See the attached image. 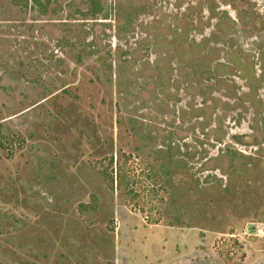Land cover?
Instances as JSON below:
<instances>
[{"label": "rangeland", "instance_id": "1", "mask_svg": "<svg viewBox=\"0 0 264 264\" xmlns=\"http://www.w3.org/2000/svg\"><path fill=\"white\" fill-rule=\"evenodd\" d=\"M72 1L0 0V264H264V0Z\"/></svg>", "mask_w": 264, "mask_h": 264}, {"label": "trees", "instance_id": "2", "mask_svg": "<svg viewBox=\"0 0 264 264\" xmlns=\"http://www.w3.org/2000/svg\"><path fill=\"white\" fill-rule=\"evenodd\" d=\"M51 1L52 0H46L47 3H50ZM76 1H77V3H76ZM78 1H80V2H78ZM85 1H88L89 4L92 5L94 9H92V10L88 9L85 12H80L79 11L78 13H76V14H78L80 16V19H78V20L85 21V22H87L89 20L98 21L99 18H97V17L99 16L98 15L99 13H98L97 9L99 8L98 6L100 5V3L97 2L96 0H85ZM72 2H74V3H72L73 5L76 3L75 4L76 7H79V6L83 5V4H85L84 0H73ZM69 26H73V25H69ZM73 33H76V32L74 31ZM77 33H79V32H77ZM89 47H91L92 50H96V49L99 48V44H97V41L94 40L93 43H90ZM96 51L99 52L98 50H96ZM92 55H95L97 57V61L102 63V55L101 54L95 53V51H91L90 52V56H92ZM167 57H168V53H164V57H161V55H159V59H156L155 62H154L155 69L158 72V74H157L158 79H159L158 81L160 82V83L157 84V86H160V90L163 93H165L166 87H169V86H171V84H174L172 82V77H171V74H170V72L172 70H174L173 66L168 64V62H167L166 65L161 67V65H162L161 62L162 61H167ZM79 58L81 59L82 57L80 56ZM78 62H81V60L78 61ZM164 77H166V78H164ZM187 78H188V74H187ZM168 79H169V81H168Z\"/></svg>", "mask_w": 264, "mask_h": 264}]
</instances>
